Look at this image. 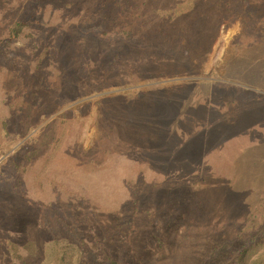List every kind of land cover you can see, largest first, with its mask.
<instances>
[{"label": "rangeland", "instance_id": "374dc122", "mask_svg": "<svg viewBox=\"0 0 264 264\" xmlns=\"http://www.w3.org/2000/svg\"><path fill=\"white\" fill-rule=\"evenodd\" d=\"M225 1L199 62L152 1L0 0V264H264V0Z\"/></svg>", "mask_w": 264, "mask_h": 264}, {"label": "trees", "instance_id": "16d2710c", "mask_svg": "<svg viewBox=\"0 0 264 264\" xmlns=\"http://www.w3.org/2000/svg\"><path fill=\"white\" fill-rule=\"evenodd\" d=\"M147 1H152V6L148 8L149 12L147 15L153 17L151 20L152 26L147 36H154L156 40H158L157 42H163L160 40L162 35H165V37L168 38L166 41L167 44L176 49L179 48V51L182 50L185 55L194 57L199 62L210 52L212 46V43L209 42L210 35H216L222 24L225 25L226 28H229V22L236 21L243 11L242 7L235 3L226 6L227 2L225 0L219 3L222 4V6L217 3L218 0H216L217 2L215 0L190 1L187 10L184 12H180V7L176 3L178 0H168L167 3L162 6L161 3H159L160 1ZM168 5H170L171 8L162 13ZM142 9L147 11V8ZM159 22L164 25H158ZM27 26H29L27 22H17L12 29V34L15 37H19ZM185 38L189 41L186 45L183 44ZM220 245L217 244L209 249L210 252L207 258L210 264L245 263L250 250L248 247L240 248V250L232 249L227 251L223 250ZM187 254L189 253L187 252ZM110 264H118V262L112 260Z\"/></svg>", "mask_w": 264, "mask_h": 264}, {"label": "water", "instance_id": "95a60500", "mask_svg": "<svg viewBox=\"0 0 264 264\" xmlns=\"http://www.w3.org/2000/svg\"><path fill=\"white\" fill-rule=\"evenodd\" d=\"M179 80H181V79H176L174 81H179ZM141 87H145V85L144 86L135 87V88H141ZM131 89H134V88L122 89V90H115V91H110V92L102 93V94H99V95H96V96L88 97V98H86V99H84V100H82L80 102L87 101V100H89L91 98H95V97H98V96H102V95H106V94H112V93H116V92L128 91V90H131Z\"/></svg>", "mask_w": 264, "mask_h": 264}]
</instances>
